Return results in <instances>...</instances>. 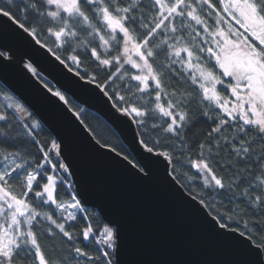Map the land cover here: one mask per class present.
Masks as SVG:
<instances>
[{"label":"snow or ice","instance_id":"1","mask_svg":"<svg viewBox=\"0 0 264 264\" xmlns=\"http://www.w3.org/2000/svg\"><path fill=\"white\" fill-rule=\"evenodd\" d=\"M10 71L75 127L74 89L103 104L105 126L79 120L95 152L158 178L236 249L226 264H264V0H0V81ZM78 177L61 133L0 88V264H126L122 223Z\"/></svg>","mask_w":264,"mask_h":264},{"label":"water","instance_id":"2","mask_svg":"<svg viewBox=\"0 0 264 264\" xmlns=\"http://www.w3.org/2000/svg\"><path fill=\"white\" fill-rule=\"evenodd\" d=\"M9 38L24 50L20 41L11 34ZM42 52L43 55L34 58V66L56 84L60 76L52 65L58 62L51 54ZM7 75L1 83L22 99L45 127L52 126L64 137L87 195L94 202L106 206L122 223L126 238V264H226L235 257L236 249L215 238L195 210L160 183L158 178L150 185L139 184L125 175L113 161L95 152L78 131L83 129L87 132L79 124L81 118L71 113L76 129L51 101L44 98L50 94L31 73L23 78L14 71ZM74 91L79 96L73 102L108 122L109 116L103 104L78 89ZM111 127L123 140L119 129ZM76 178L71 177L73 181Z\"/></svg>","mask_w":264,"mask_h":264},{"label":"trees","instance_id":"3","mask_svg":"<svg viewBox=\"0 0 264 264\" xmlns=\"http://www.w3.org/2000/svg\"><path fill=\"white\" fill-rule=\"evenodd\" d=\"M0 88H2L4 91L9 92L6 87L1 83L0 81ZM73 106L74 107H79V108H84L82 106H80L79 104L73 102ZM86 109V108H84ZM35 117V116H34ZM36 118V117H35ZM81 119H84L85 122L93 127H97V126H105L106 125V121L104 120V118H101L99 115L89 111L86 109L83 117H80ZM37 119V118H36ZM47 128V127H45ZM106 136H108L109 138L112 139H119L120 137L118 136V134L116 133V131L114 130V128L109 127L107 132L105 133ZM121 140V139H120Z\"/></svg>","mask_w":264,"mask_h":264}]
</instances>
